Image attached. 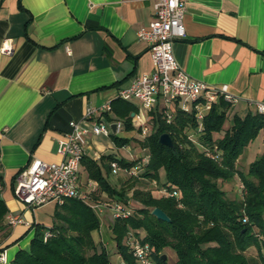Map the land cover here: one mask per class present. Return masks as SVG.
<instances>
[{
	"label": "crops",
	"instance_id": "1",
	"mask_svg": "<svg viewBox=\"0 0 264 264\" xmlns=\"http://www.w3.org/2000/svg\"><path fill=\"white\" fill-rule=\"evenodd\" d=\"M184 4L185 35L171 45L179 67L206 84L227 85L238 97L230 113L254 111L253 102L264 99V0ZM152 11L151 0H0V47L12 39L10 53L0 51V197L9 209L0 223V253L7 261L0 264H11L16 252L30 249L37 224L49 227L54 222L55 202L28 208L12 187L32 156L60 160L57 143L71 120H81L87 129L84 157L98 161L95 153H113L140 158L137 152L145 148H139L137 140L150 132V113L159 106L146 111L136 100H127L135 106L130 129H124V118L113 107L102 112L107 135L92 133L97 118L82 119V112L87 105L110 104L135 75L153 71L150 51L136 33L151 20ZM136 112L147 120L145 133L132 117ZM112 133L129 141L118 146ZM124 147L126 155L120 153ZM85 166L82 161L80 189L92 199L114 200L89 178ZM118 170L101 167L108 184L120 189L129 175L121 169L123 177ZM130 192L124 193L126 198ZM9 213L25 222L11 225ZM111 220L104 210L94 231L100 240Z\"/></svg>",
	"mask_w": 264,
	"mask_h": 264
},
{
	"label": "trees",
	"instance_id": "2",
	"mask_svg": "<svg viewBox=\"0 0 264 264\" xmlns=\"http://www.w3.org/2000/svg\"><path fill=\"white\" fill-rule=\"evenodd\" d=\"M110 104L115 113L124 118V129H130V112L135 106L119 97ZM230 105L217 98L201 120L199 130L192 109H179L177 101L170 107L173 116L168 122L161 107L150 113V132L137 140L140 147L147 149L148 159L138 175L129 177L140 178L151 187H133L128 197L139 201L141 206L135 207L131 216L112 219L109 223L115 252L124 264H136L125 243L129 231L140 241L150 244L157 264H171L166 262L167 255L162 258L166 246L176 255L172 264H264V147L245 168L236 163L243 147L260 130L262 132L264 114L255 110L246 111L244 115L233 113L230 124L224 127ZM163 132L169 133L171 146L158 142ZM189 134H193V139ZM111 135L118 146L129 141L127 137ZM214 146L217 159L206 156L203 151ZM113 160L122 167H130L139 157L125 159L104 153L99 155L98 161L82 158L86 173L98 188L125 201L128 198L124 193L128 188L112 187L101 173V167L107 171ZM159 169L164 171L163 181H158ZM233 176L243 184V188L238 189L242 193L239 199L228 197L221 183ZM152 179L157 187L176 189L177 197L158 193L150 184ZM55 204L54 222L49 227L37 224L30 249L16 252L11 264H109L106 248L92 237L100 222L92 207L77 197ZM153 207L166 213L168 221L151 214ZM7 210L8 206L0 197V223ZM46 231L51 234L44 239ZM249 246L257 251L255 259L244 252Z\"/></svg>",
	"mask_w": 264,
	"mask_h": 264
},
{
	"label": "built area",
	"instance_id": "3",
	"mask_svg": "<svg viewBox=\"0 0 264 264\" xmlns=\"http://www.w3.org/2000/svg\"><path fill=\"white\" fill-rule=\"evenodd\" d=\"M153 6L151 20L146 25L137 30L139 40L146 43L153 62V71L135 75L127 86L118 89L117 97L123 100H136L146 111H150L156 106L161 107V111L166 118V122L172 119L170 107L177 101L179 109H192L193 115L197 119V129H201V120L208 112L210 106L217 98L225 100L230 104L238 101L227 85H209L204 81L193 78L183 71L172 54V42L174 39L185 35L183 28V12L185 10L184 0H151ZM12 50V39L6 38L1 44L0 51L10 53ZM68 50V49H67ZM69 51V50H68ZM254 110L264 114V99L253 102ZM111 108L109 102L99 105H87L82 112V119L88 120L97 118L91 124L90 131L98 134H109L108 123L102 118V112ZM133 119L137 120L140 131L147 130L146 118L140 112L133 114ZM81 120H71L69 130L65 136L58 140L57 148L61 156L60 160L47 162L41 158L32 156L27 165L17 173L16 183L12 191L26 207L36 208L44 203H62L65 198L77 197L87 202L95 214L99 217L104 210H108L112 219L126 218L133 213V207L126 200L117 199H92L90 192H84L79 187L80 166L86 149V131ZM264 140V127L262 129ZM193 134L188 137L193 139ZM216 146L209 149L204 148V154L213 159H217ZM98 160L99 154H94ZM147 154L140 156L139 161L130 167H122L113 160L110 168L113 171L122 169L128 175H138L142 164L147 161ZM3 181L0 180V193L3 190ZM150 184L155 186L157 192L163 196L176 198V189H169L166 186L157 187L154 179ZM243 184H239V189ZM6 218L11 225L25 222L20 215L7 214ZM101 220V217H99ZM51 232H45V238ZM125 243L129 245V251L134 256L136 264H157L150 251V244L140 241L129 231L125 237ZM0 261L6 263L4 253H0ZM120 264H124L121 262Z\"/></svg>",
	"mask_w": 264,
	"mask_h": 264
},
{
	"label": "rangeland",
	"instance_id": "4",
	"mask_svg": "<svg viewBox=\"0 0 264 264\" xmlns=\"http://www.w3.org/2000/svg\"><path fill=\"white\" fill-rule=\"evenodd\" d=\"M231 106V105H230ZM229 106V107H230ZM229 107L227 108V113L228 116L227 118L223 121V126L226 127L230 124V117L232 115V113H230ZM261 130L257 133V135L252 139L251 142H249L245 147H243L241 153L239 154L240 156L238 157L236 163L237 166L245 168L248 164L249 161L255 159L256 157H258L260 155V152L262 151V148L264 147V140L263 137L261 135ZM219 133H215L214 135H219ZM135 142V141H134ZM130 145V144H129ZM135 145V148H138L137 144H133ZM139 148H141L139 146ZM147 149H140V151H136L140 156L145 155ZM126 149L125 147L122 148L120 150L121 154L126 155ZM135 157H137L136 155L131 156L130 158L127 159H134ZM159 177H158V181H163V179L165 178L164 176V171H162V169H159ZM117 173H119L120 175L124 176V173H122V170L119 169L117 171ZM132 177H128L127 179H125L122 182L121 189H127V190H131L133 187H138V188H142V189H150L151 186H149V184H147L146 182H144V180H140V178H135V179H131ZM220 183V181H219ZM222 185L224 186V192L228 197H233V196H237L238 199L239 197L242 196V193L240 191H238L239 189V180H237L236 176H233L232 179L228 180V181H221ZM241 193V194H240ZM124 201V200H123ZM127 202H129V204L131 205V207H133V209L137 206H141L140 202L137 200H134L133 198H129L128 200H126ZM99 217H101L102 221V215H100ZM112 219V218H111ZM100 223V222H99ZM94 232V231H93ZM94 235H92L93 240L96 243L101 244V246L103 245L106 248V251L108 253V258H109V264H120L123 260L121 257L118 256V254L115 252V243H113L111 235L112 232L111 230H108L104 233V235H101V240H100V235L97 234V232L93 233ZM163 252L165 255H167V263H171L174 262V260H176V255L174 254V251L172 249H170V246H166L163 248ZM246 252V255H248L250 258H256L257 257V251L254 248V246H249L246 248V250L244 251Z\"/></svg>",
	"mask_w": 264,
	"mask_h": 264
},
{
	"label": "water",
	"instance_id": "5",
	"mask_svg": "<svg viewBox=\"0 0 264 264\" xmlns=\"http://www.w3.org/2000/svg\"><path fill=\"white\" fill-rule=\"evenodd\" d=\"M115 124L114 123H111L110 125V129L111 131H113V126ZM158 142H160L161 144H165V145H168V146H171L172 145V142H171V139H170V136H169V133H166V132H163L161 133L159 136H158ZM151 214H154L155 217L161 219V220H164V221H168L169 217L167 216L166 213H164L160 208L158 207H153L151 209ZM166 255L163 253L162 254V258H165Z\"/></svg>",
	"mask_w": 264,
	"mask_h": 264
}]
</instances>
